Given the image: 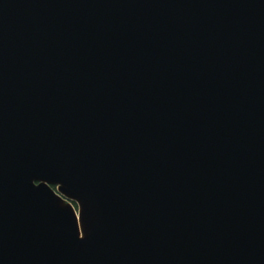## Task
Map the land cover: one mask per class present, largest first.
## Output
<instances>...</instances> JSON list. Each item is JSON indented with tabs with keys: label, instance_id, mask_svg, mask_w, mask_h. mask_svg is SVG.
<instances>
[{
	"label": "water",
	"instance_id": "obj_1",
	"mask_svg": "<svg viewBox=\"0 0 264 264\" xmlns=\"http://www.w3.org/2000/svg\"><path fill=\"white\" fill-rule=\"evenodd\" d=\"M0 264H264V0H0Z\"/></svg>",
	"mask_w": 264,
	"mask_h": 264
}]
</instances>
